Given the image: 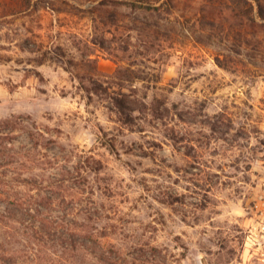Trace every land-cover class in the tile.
I'll return each instance as SVG.
<instances>
[{"label": "rangeland", "instance_id": "obj_1", "mask_svg": "<svg viewBox=\"0 0 264 264\" xmlns=\"http://www.w3.org/2000/svg\"><path fill=\"white\" fill-rule=\"evenodd\" d=\"M260 23L254 0H0V262L264 264Z\"/></svg>", "mask_w": 264, "mask_h": 264}, {"label": "trees", "instance_id": "obj_2", "mask_svg": "<svg viewBox=\"0 0 264 264\" xmlns=\"http://www.w3.org/2000/svg\"><path fill=\"white\" fill-rule=\"evenodd\" d=\"M257 5V16L261 20L260 25L264 28V0H254Z\"/></svg>", "mask_w": 264, "mask_h": 264}, {"label": "clouds", "instance_id": "obj_3", "mask_svg": "<svg viewBox=\"0 0 264 264\" xmlns=\"http://www.w3.org/2000/svg\"><path fill=\"white\" fill-rule=\"evenodd\" d=\"M6 30V29H5ZM104 110L101 109V112H103ZM97 117H100V123L103 124L104 123V119L103 117H101V113L100 112H97L95 116L92 117V120H93V128L95 126V122L97 120ZM0 264H2V262H0Z\"/></svg>", "mask_w": 264, "mask_h": 264}]
</instances>
